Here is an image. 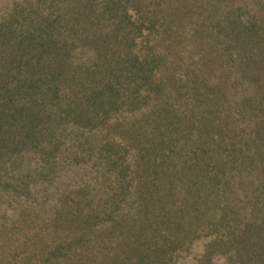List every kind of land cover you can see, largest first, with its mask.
<instances>
[{
    "label": "trees",
    "instance_id": "16d2710c",
    "mask_svg": "<svg viewBox=\"0 0 264 264\" xmlns=\"http://www.w3.org/2000/svg\"><path fill=\"white\" fill-rule=\"evenodd\" d=\"M2 202L0 264H264V0H0Z\"/></svg>",
    "mask_w": 264,
    "mask_h": 264
},
{
    "label": "rangeland",
    "instance_id": "374dc122",
    "mask_svg": "<svg viewBox=\"0 0 264 264\" xmlns=\"http://www.w3.org/2000/svg\"><path fill=\"white\" fill-rule=\"evenodd\" d=\"M69 160H70V162H72L73 164H67L66 165V172H65V174H67V175H69L71 172L70 171H74V167H73V165L74 164H77L78 166H79V171L80 170H82V169H85V167H84V164L82 163L83 162V158L81 159V161H78V160H76L73 156H70L69 155ZM50 173V172H49ZM47 177V176H46ZM61 178H63V180L65 181V180H69L68 179V177H66V176H61ZM84 178H86V177H84ZM18 197V198H17ZM16 198H11V199H7V202L10 204L11 203V201H16V199L17 200H19L20 201V203H21V199H22V196H17ZM6 199V198H5ZM3 203L4 202H2V204H1V208H0V216H4V219H6V218H8V219H15V215L14 214H16L14 211H13V213L11 214V212H10V210H8V211H5V209H4V205H3ZM14 210H16V209H14ZM17 211V210H16ZM103 213H101L100 215H102ZM219 253V251L217 252V251H213V253H211L212 254V257H211V263L210 264H225V262H226V258H225V255H222V253H220L221 255H222V257L220 258V259H216V258H214L215 256H218L217 254ZM188 259V258H187ZM186 261V258L185 257H183V259H179V260H177L175 263H173V264H189V263H187V262H185ZM227 263V262H226ZM172 264V263H171Z\"/></svg>",
    "mask_w": 264,
    "mask_h": 264
}]
</instances>
